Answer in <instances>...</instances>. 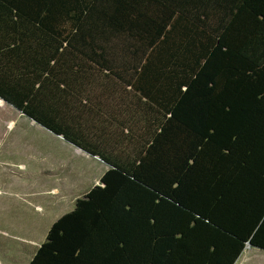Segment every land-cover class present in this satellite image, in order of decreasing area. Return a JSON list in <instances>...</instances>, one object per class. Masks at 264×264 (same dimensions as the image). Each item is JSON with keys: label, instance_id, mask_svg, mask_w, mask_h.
Instances as JSON below:
<instances>
[{"label": "trees", "instance_id": "trees-1", "mask_svg": "<svg viewBox=\"0 0 264 264\" xmlns=\"http://www.w3.org/2000/svg\"><path fill=\"white\" fill-rule=\"evenodd\" d=\"M0 98L108 166L28 264L264 250V0H0Z\"/></svg>", "mask_w": 264, "mask_h": 264}, {"label": "rangeland", "instance_id": "rangeland-1", "mask_svg": "<svg viewBox=\"0 0 264 264\" xmlns=\"http://www.w3.org/2000/svg\"><path fill=\"white\" fill-rule=\"evenodd\" d=\"M107 169L12 105H0V264H28L51 225ZM236 264H264V250L248 246Z\"/></svg>", "mask_w": 264, "mask_h": 264}, {"label": "crops", "instance_id": "crops-1", "mask_svg": "<svg viewBox=\"0 0 264 264\" xmlns=\"http://www.w3.org/2000/svg\"><path fill=\"white\" fill-rule=\"evenodd\" d=\"M1 99V98H0ZM0 105H2L3 107H5L6 105H9V104H7L6 102L4 103V104H0ZM19 113H22V112H20V111H18ZM22 114H24V113H22ZM32 120V119H31ZM11 122V121H10ZM32 122H35L34 120H32ZM36 123V122H35ZM10 126V125H9ZM56 190V189H55ZM58 191V190H57ZM0 193L1 194H5V191L3 190V192H2V189L0 188Z\"/></svg>", "mask_w": 264, "mask_h": 264}, {"label": "water", "instance_id": "water-1", "mask_svg": "<svg viewBox=\"0 0 264 264\" xmlns=\"http://www.w3.org/2000/svg\"><path fill=\"white\" fill-rule=\"evenodd\" d=\"M248 246H250V247H251V245H248Z\"/></svg>", "mask_w": 264, "mask_h": 264}]
</instances>
